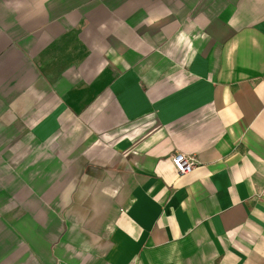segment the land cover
Masks as SVG:
<instances>
[{
	"label": "crops",
	"instance_id": "crops-1",
	"mask_svg": "<svg viewBox=\"0 0 264 264\" xmlns=\"http://www.w3.org/2000/svg\"><path fill=\"white\" fill-rule=\"evenodd\" d=\"M0 264H264V0H0Z\"/></svg>",
	"mask_w": 264,
	"mask_h": 264
},
{
	"label": "built area",
	"instance_id": "built-area-1",
	"mask_svg": "<svg viewBox=\"0 0 264 264\" xmlns=\"http://www.w3.org/2000/svg\"><path fill=\"white\" fill-rule=\"evenodd\" d=\"M172 163L179 175H188L193 172L196 160L186 154L176 153L172 158Z\"/></svg>",
	"mask_w": 264,
	"mask_h": 264
}]
</instances>
